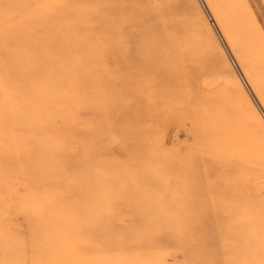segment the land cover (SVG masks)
Segmentation results:
<instances>
[{
	"label": "rangeland",
	"instance_id": "1",
	"mask_svg": "<svg viewBox=\"0 0 264 264\" xmlns=\"http://www.w3.org/2000/svg\"><path fill=\"white\" fill-rule=\"evenodd\" d=\"M263 214L264 0H0V264H262Z\"/></svg>",
	"mask_w": 264,
	"mask_h": 264
},
{
	"label": "bare ground",
	"instance_id": "2",
	"mask_svg": "<svg viewBox=\"0 0 264 264\" xmlns=\"http://www.w3.org/2000/svg\"><path fill=\"white\" fill-rule=\"evenodd\" d=\"M145 41H146V45H147L146 47L149 49L148 52L150 54H151V51H153V48L156 47V45L162 44L164 42L163 39L161 40L160 37H158V34L157 33H155V36H151L150 38H146ZM145 41L143 40L141 42V44L144 45ZM150 59H151V57H150ZM152 62H153L152 63V66H153V64H157V63H155V60L154 59H152ZM263 216H264V214H263ZM258 235H259V238L255 239V240H253V241H251L249 243L247 242V244H246V247L248 248V250L250 252L253 251V250H255V248H262L264 246V232L262 234L259 233ZM262 256H263L262 259L264 260V255H262ZM255 259H254V262H258L259 263V260L256 259V261H255ZM262 264H264V261L262 262Z\"/></svg>",
	"mask_w": 264,
	"mask_h": 264
}]
</instances>
